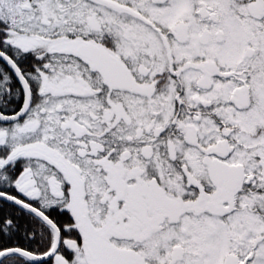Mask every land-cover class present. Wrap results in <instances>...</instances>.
Returning <instances> with one entry per match:
<instances>
[{
	"label": "snow or ice",
	"instance_id": "snow-or-ice-1",
	"mask_svg": "<svg viewBox=\"0 0 264 264\" xmlns=\"http://www.w3.org/2000/svg\"><path fill=\"white\" fill-rule=\"evenodd\" d=\"M0 264H264V0H0Z\"/></svg>",
	"mask_w": 264,
	"mask_h": 264
}]
</instances>
